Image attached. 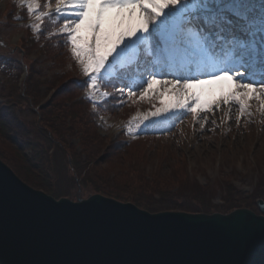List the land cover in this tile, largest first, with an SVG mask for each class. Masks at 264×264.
Here are the masks:
<instances>
[{"label":"rangeland","instance_id":"rangeland-1","mask_svg":"<svg viewBox=\"0 0 264 264\" xmlns=\"http://www.w3.org/2000/svg\"><path fill=\"white\" fill-rule=\"evenodd\" d=\"M12 1L0 0V42H3L0 44V109L12 107L20 124L15 127L6 120L0 123L9 124L8 130L14 132L20 142L28 143L25 155L33 156L37 152L35 156L46 163L45 172L34 173L39 180L46 179L42 182L43 190L48 193L54 190L61 197L77 201L94 194V187L116 188L138 199L167 197L173 202H169L168 207L176 208L173 210L203 203L209 207L205 213L221 212L231 201L233 208L247 207L258 213L256 201L264 200V187L256 186L258 179L264 180V115L259 111V101L249 102L252 114L242 115L239 124L236 116L240 113L235 104L228 117L224 116L227 107L217 110L213 105L212 112H200L196 120L191 113L167 115L164 124L159 123L158 118H150L151 123L145 121L147 129L141 125L133 136L146 132L153 138L129 141L128 146L121 149L110 144L112 137L117 134H121L120 139L128 137L129 124L135 126L139 117L149 113L146 111L162 107L161 97L155 91L143 99L139 91L132 97L122 95L125 107L119 114H107L99 119L101 128L93 135L97 134L101 140L93 145L95 164L88 165L80 146L81 133L77 130L80 125L69 129L73 120L68 112L64 116L57 113V108L68 106L77 98L75 90L65 93L64 89L66 83L78 84V76L83 75L80 66L72 56L69 62L58 58L52 61L41 46L30 44L28 33L5 15ZM256 1L261 4V0H249L253 5ZM256 10L258 12L259 8ZM2 18L5 24L1 23ZM33 22L34 18H30L28 24ZM24 64L31 71L27 80ZM24 80L27 85L23 84ZM44 116L49 117L51 126L57 130L53 135L62 142V149L56 141L53 145L54 142L44 140L37 133L36 120ZM127 117L131 123L122 125ZM81 126L86 127L84 123ZM0 149L4 154L0 153L3 157L0 159L12 170L26 169L23 158L12 157L15 147L2 133ZM67 157L78 163L74 170L69 167ZM48 169L49 174H46Z\"/></svg>","mask_w":264,"mask_h":264},{"label":"snow or ice","instance_id":"snow-or-ice-1","mask_svg":"<svg viewBox=\"0 0 264 264\" xmlns=\"http://www.w3.org/2000/svg\"><path fill=\"white\" fill-rule=\"evenodd\" d=\"M18 3L34 18V33H41L46 21L59 25L49 35L66 38L71 56L88 78L86 98L94 107L103 102L98 96L110 95L101 91L102 83L115 87L119 82L117 91L129 97L137 91L141 99L159 93L162 107L139 117L135 126L129 124V135L141 125L146 130L144 122L151 123L150 118L191 113L196 120L200 112H212L213 105L217 110L227 107L225 117L237 105V124L242 115L252 114L253 100L264 115V0L258 12L249 0ZM167 75L173 79L159 78Z\"/></svg>","mask_w":264,"mask_h":264},{"label":"water","instance_id":"water-1","mask_svg":"<svg viewBox=\"0 0 264 264\" xmlns=\"http://www.w3.org/2000/svg\"><path fill=\"white\" fill-rule=\"evenodd\" d=\"M256 205L150 213L100 194L55 199L0 160V264H264Z\"/></svg>","mask_w":264,"mask_h":264},{"label":"trees","instance_id":"trees-1","mask_svg":"<svg viewBox=\"0 0 264 264\" xmlns=\"http://www.w3.org/2000/svg\"><path fill=\"white\" fill-rule=\"evenodd\" d=\"M41 3H44V0H41ZM54 3V0H53ZM10 8V6H9ZM16 7L11 6L10 11L7 13L9 18H13V11H15ZM21 10H19V13ZM22 15H25L24 9L22 10ZM59 25H53L50 21H46L44 24L43 31L39 34H37L35 39H30L29 42L32 43L35 40H38L41 42V47L45 50V52L51 57L52 61H55L57 58L60 59L61 61L66 60L69 61L70 57V50L67 44L65 43L66 38L63 36L59 35H49L50 32L55 31ZM31 74V73H30ZM30 77V75H29ZM25 85L27 83L25 82ZM79 86L78 85H72V84H65V89L64 92L67 93L69 90H75V93L77 94V98L74 101H71L68 106H64L61 108H57V113L58 116H64L65 113H67L70 118L73 120L71 123L69 129L72 128H78V131L81 133V148L83 150V153L86 155L85 163L88 165H94L95 164V154L92 153L94 149V144L98 143L101 138L96 134L94 137L93 132L97 130V125L94 122V117L95 113L90 111L88 109V102L80 97H78V91H79ZM124 106V102L121 101V98L118 96V93H113L105 102L104 110L110 114L117 113L118 111H121ZM80 108V110H79ZM5 108L0 109V121L1 120H6L7 123L13 124L15 127H17L20 122H18V116L16 117L15 113L16 112L12 107H7L6 110ZM39 118L36 120V125L35 128L37 130V133L44 138V140L51 142L55 145L56 142L58 143V147H62V142L59 140L55 139L54 135L57 134V130H55L54 126H51L52 122L49 119V117L44 116L39 122ZM75 121V122H74ZM7 123H0V133L3 134L5 139L10 142V145L15 147L14 150V155L12 156L13 158L15 157H21L23 158V161H25L24 165L26 166V169H23V171H16L13 170L23 181L28 183L29 185L35 187V188H40L44 189L42 186V182H44L46 179H40V177L35 176V172L38 171V174L41 172H45V167L44 164H46L43 159H40L39 157L35 156L37 152L33 154V156H28L24 154V151L28 145V143L25 142H20L16 134L8 129L9 124ZM85 124L86 127L81 126V124ZM66 129V128H65ZM68 130V128H67ZM41 134H40V132ZM89 131H92L89 132ZM23 132H26V130H23ZM43 132V133H42ZM54 134V135H53ZM56 141V142H55ZM110 144L113 147H119L123 149V147L128 146L127 143L122 144L121 141L117 139H111ZM62 149V148H61ZM1 150V149H0ZM1 154H3L0 151ZM4 155V154H3ZM9 158L11 157L10 155H7ZM0 157L3 159V157L0 155ZM69 159V167L74 170V166H77V162L75 159ZM79 161V160H78ZM46 174H49V169L47 170ZM77 180V177H75ZM256 186L260 189L264 187V180L258 179ZM93 192L96 193H101L105 196H109L112 198H115L117 200L123 201V202H133L137 206L149 210L150 212H158V211H163V210H168L170 209L169 202L173 203L172 201H169L167 197H156L154 199H145L143 198H136V197H130L124 192L117 190L116 188H99V187H94ZM50 193H52L56 197H60V193L56 194L54 190H50ZM187 208V209H186ZM186 208H178L180 210H185V211H190V212H208L207 205L205 204H199V205H189ZM236 208V207H235ZM173 209H176L173 207ZM233 209V204L231 201H229V205L227 208H225L221 212H228Z\"/></svg>","mask_w":264,"mask_h":264}]
</instances>
